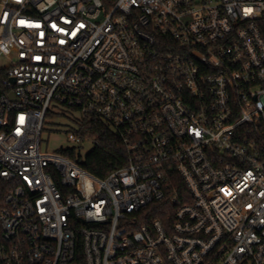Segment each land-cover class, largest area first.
<instances>
[{"label": "built area", "instance_id": "1", "mask_svg": "<svg viewBox=\"0 0 264 264\" xmlns=\"http://www.w3.org/2000/svg\"><path fill=\"white\" fill-rule=\"evenodd\" d=\"M0 3V264H264V0ZM52 103L126 163L43 151ZM175 176L173 222H143Z\"/></svg>", "mask_w": 264, "mask_h": 264}, {"label": "trees", "instance_id": "2", "mask_svg": "<svg viewBox=\"0 0 264 264\" xmlns=\"http://www.w3.org/2000/svg\"><path fill=\"white\" fill-rule=\"evenodd\" d=\"M104 1L107 4H111L115 0ZM7 78V70H0V88L3 87V82ZM79 123L81 131L96 138L97 141L95 148L85 158L81 157L78 159L83 167L94 175L104 178L126 163L127 150L123 141L106 124L95 118H82ZM61 152L75 158L73 149L61 150ZM173 180H175L177 187H173L164 200L156 201L145 208L147 216L143 222L150 223L155 219H160L165 225L173 222L177 206L171 202V196L176 192L180 196L185 194V186L181 178L175 176ZM11 188L12 186L9 183L0 185V206L4 205V198L12 190Z\"/></svg>", "mask_w": 264, "mask_h": 264}, {"label": "rangeland", "instance_id": "3", "mask_svg": "<svg viewBox=\"0 0 264 264\" xmlns=\"http://www.w3.org/2000/svg\"><path fill=\"white\" fill-rule=\"evenodd\" d=\"M1 8L0 3V12ZM7 64V60L2 58L0 68H4ZM81 119V114L77 109L52 103L42 132L41 149L49 153L73 149L77 156L85 158L95 148V142L88 139L77 143L69 138V133L78 128Z\"/></svg>", "mask_w": 264, "mask_h": 264}, {"label": "water", "instance_id": "4", "mask_svg": "<svg viewBox=\"0 0 264 264\" xmlns=\"http://www.w3.org/2000/svg\"><path fill=\"white\" fill-rule=\"evenodd\" d=\"M11 81L12 82H15V79L14 78H11ZM10 95H11V97H14V94L13 93H11Z\"/></svg>", "mask_w": 264, "mask_h": 264}]
</instances>
